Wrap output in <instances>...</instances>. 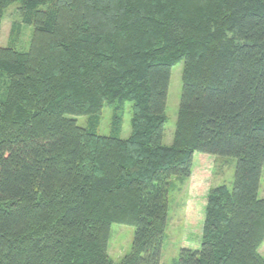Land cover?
<instances>
[{
    "label": "trees",
    "instance_id": "obj_1",
    "mask_svg": "<svg viewBox=\"0 0 264 264\" xmlns=\"http://www.w3.org/2000/svg\"><path fill=\"white\" fill-rule=\"evenodd\" d=\"M16 2L13 36L34 32L26 51L0 45V264H160L170 181L195 153L237 158L235 178L209 191L201 246L177 264H264V0H0V34ZM114 223L136 229L120 262Z\"/></svg>",
    "mask_w": 264,
    "mask_h": 264
},
{
    "label": "rangeland",
    "instance_id": "obj_2",
    "mask_svg": "<svg viewBox=\"0 0 264 264\" xmlns=\"http://www.w3.org/2000/svg\"><path fill=\"white\" fill-rule=\"evenodd\" d=\"M21 2L9 6L2 20L0 45L13 46L19 51L30 48L34 26L21 25L18 34L13 36V27L21 23ZM184 61L178 62L172 69L168 102L166 134L164 143L170 144L174 139L178 112L182 95V72ZM122 110L123 129L121 138L131 135L132 103L117 104ZM115 105H106L102 112L98 132L110 135ZM81 126H87L89 116H75ZM237 158L229 156L195 153L193 171L190 178L173 177L169 190V215L166 237L163 242V254L160 264H177L180 251L183 248L199 249L205 222V209L209 191L219 185H233ZM260 198H264V170L261 179ZM135 227L114 223L111 229L109 254L116 262L121 261L128 254L133 245ZM264 258V242L259 248Z\"/></svg>",
    "mask_w": 264,
    "mask_h": 264
},
{
    "label": "crops",
    "instance_id": "obj_3",
    "mask_svg": "<svg viewBox=\"0 0 264 264\" xmlns=\"http://www.w3.org/2000/svg\"><path fill=\"white\" fill-rule=\"evenodd\" d=\"M172 142H173V141H172ZM171 144H172V143H170V144H167V145H171ZM126 255H127V254H126ZM126 255H125V256H126ZM125 256H124V257H125ZM115 262H116V261H115ZM119 262H120V261H119Z\"/></svg>",
    "mask_w": 264,
    "mask_h": 264
}]
</instances>
